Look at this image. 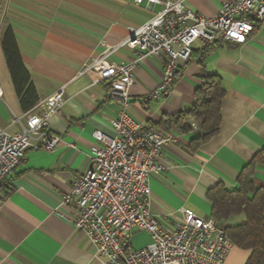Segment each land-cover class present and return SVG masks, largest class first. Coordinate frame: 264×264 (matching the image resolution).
<instances>
[{"label":"crops","instance_id":"obj_1","mask_svg":"<svg viewBox=\"0 0 264 264\" xmlns=\"http://www.w3.org/2000/svg\"><path fill=\"white\" fill-rule=\"evenodd\" d=\"M229 0H187L197 13L211 17ZM0 128L19 130L12 120L24 121L38 104L64 86V102L48 119V130L61 141L52 150L30 147L24 159L0 187V264H102L103 256L87 236L56 214L57 199L70 189L74 177L90 166L94 130L113 136L110 120L122 103L106 96L109 79L95 69L79 73L107 46L119 44L130 32L161 9L145 0H0ZM10 27L38 95L37 103L22 111L16 96L1 40ZM133 51L119 48L108 64L129 60ZM161 59V58H160ZM161 61L146 58L133 72L126 113L137 123L152 127L175 140L162 146L168 168L150 178L152 206L165 226L181 217L182 208L210 217L208 188L217 183L238 188V177L264 147V22L257 24L244 43L223 41L205 48L192 44L191 56L177 72L171 91L161 99L142 103L162 72ZM206 75L224 89L217 133L198 141L200 132L190 121L185 130L173 121L194 102V91ZM153 122L147 125V121ZM158 123V124H157ZM37 143V140L34 141ZM253 183L264 185V169L253 167ZM68 210V209H66ZM243 217V216H242ZM231 217L225 225L242 221ZM137 242L135 244L134 242ZM150 241L135 230L129 242L138 249ZM248 250L232 246L224 264H244Z\"/></svg>","mask_w":264,"mask_h":264},{"label":"built area","instance_id":"obj_2","mask_svg":"<svg viewBox=\"0 0 264 264\" xmlns=\"http://www.w3.org/2000/svg\"><path fill=\"white\" fill-rule=\"evenodd\" d=\"M143 1L134 0L137 4ZM145 2L161 9L139 27L131 28L119 44L105 47L79 72L95 69L99 79H109L106 96L120 100L122 106L110 120L115 135L94 130L90 166L60 194L55 212L87 236L96 256L105 258L102 264H224L233 244L211 217L182 208L181 217L170 226L159 221V217L173 214L155 212L149 182L168 168L162 159V146L176 136L135 122L126 113L128 91L134 69L153 57L161 61L162 72L156 87L139 101L167 96L195 41L204 46L223 41L244 43L254 24L264 22V0L224 1L211 17L197 13L187 0ZM3 10L0 3V12ZM122 47L131 49L132 57L108 64V56ZM63 102L61 86L38 104V111L26 113L24 121L12 120L18 131L0 128V185L30 147L52 150L61 141L49 132L48 119L59 112ZM1 200L0 195V206ZM135 230L150 237L149 243L138 249L129 242Z\"/></svg>","mask_w":264,"mask_h":264},{"label":"trees","instance_id":"obj_3","mask_svg":"<svg viewBox=\"0 0 264 264\" xmlns=\"http://www.w3.org/2000/svg\"><path fill=\"white\" fill-rule=\"evenodd\" d=\"M214 44L203 46L207 48ZM1 46L20 108L28 111L37 103L38 95L22 62L10 27L3 34ZM223 95L224 89L217 78L206 75L202 84L194 91V102L190 109L167 118L162 123L173 121L187 130L188 123L193 121L200 132L198 141H205L219 129V107ZM147 122V125L153 123L150 120ZM255 165L264 169V147L240 172L237 189L227 190L217 183L206 192L211 205L210 217L222 227L233 246L249 251L244 264H264V185L256 187L253 183ZM238 215H243L244 219L225 225L231 217Z\"/></svg>","mask_w":264,"mask_h":264},{"label":"rangeland","instance_id":"obj_4","mask_svg":"<svg viewBox=\"0 0 264 264\" xmlns=\"http://www.w3.org/2000/svg\"><path fill=\"white\" fill-rule=\"evenodd\" d=\"M242 216H243V215H241V217H242ZM242 218L244 219V217H242ZM243 219H242V220H243ZM134 243H135V244H137V242H136V241H135Z\"/></svg>","mask_w":264,"mask_h":264}]
</instances>
